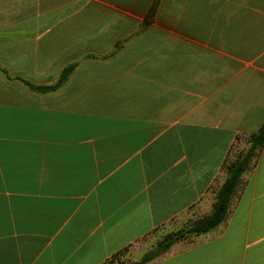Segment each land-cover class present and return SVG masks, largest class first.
I'll return each instance as SVG.
<instances>
[{
  "label": "crops",
  "instance_id": "obj_1",
  "mask_svg": "<svg viewBox=\"0 0 264 264\" xmlns=\"http://www.w3.org/2000/svg\"><path fill=\"white\" fill-rule=\"evenodd\" d=\"M263 123L264 0H0V264L139 261ZM146 264H264V146L225 221Z\"/></svg>",
  "mask_w": 264,
  "mask_h": 264
},
{
  "label": "trees",
  "instance_id": "obj_2",
  "mask_svg": "<svg viewBox=\"0 0 264 264\" xmlns=\"http://www.w3.org/2000/svg\"><path fill=\"white\" fill-rule=\"evenodd\" d=\"M74 67L75 65H70L64 68L56 81L51 85H35L21 79L18 80L21 81L30 91L45 95L58 91L67 82ZM263 146L264 123L255 133L248 137L247 148L226 166L227 177L216 192L215 201L210 213L190 222L175 232L165 234L159 241H157L154 248L145 253L139 261L129 264H146L154 258L164 254L172 244L184 240L189 236L207 234L224 222L243 174L252 167L254 159ZM116 259L117 255L105 264H114Z\"/></svg>",
  "mask_w": 264,
  "mask_h": 264
},
{
  "label": "rangeland",
  "instance_id": "obj_3",
  "mask_svg": "<svg viewBox=\"0 0 264 264\" xmlns=\"http://www.w3.org/2000/svg\"><path fill=\"white\" fill-rule=\"evenodd\" d=\"M241 147H242V144H241ZM241 147H239V148H241ZM241 153L244 151L243 150V148H241ZM238 156V155H237ZM236 156V157H237ZM136 251H134V250H130L129 252L127 251V252H125L120 258H118V261H116V262H114V264H124L126 261L128 262V261H132V259L135 257V255H136ZM121 260H123V261H121ZM131 263V262H130Z\"/></svg>",
  "mask_w": 264,
  "mask_h": 264
}]
</instances>
